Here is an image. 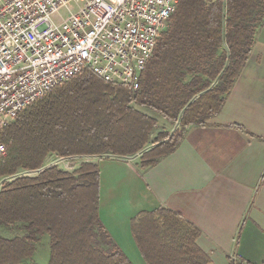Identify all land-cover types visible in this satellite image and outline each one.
<instances>
[{
	"label": "trees",
	"instance_id": "16d2710c",
	"mask_svg": "<svg viewBox=\"0 0 264 264\" xmlns=\"http://www.w3.org/2000/svg\"><path fill=\"white\" fill-rule=\"evenodd\" d=\"M263 21L264 0H180L137 91L88 70L21 111L0 135L8 148L0 158V181L8 178L0 188V264H37L44 234L49 264H133L100 218L99 163L68 169L48 165L49 157L129 156L151 144L141 164H154L176 148L184 126L221 112ZM138 106L179 127L154 134L158 119ZM24 170L38 172L15 176ZM5 227L23 234L5 237ZM132 231L147 264H212L197 244L199 228L169 208L139 212Z\"/></svg>",
	"mask_w": 264,
	"mask_h": 264
},
{
	"label": "crops",
	"instance_id": "0c3cea01",
	"mask_svg": "<svg viewBox=\"0 0 264 264\" xmlns=\"http://www.w3.org/2000/svg\"><path fill=\"white\" fill-rule=\"evenodd\" d=\"M130 156L108 161L99 156L97 162L100 218L133 264L147 262L132 218L160 206L199 228L197 244L212 264H264V21L221 112L204 124L184 126L176 148L154 164L143 166ZM15 228L1 233L23 234ZM48 236L35 242L37 264H49L48 254L45 261L38 254Z\"/></svg>",
	"mask_w": 264,
	"mask_h": 264
},
{
	"label": "built area",
	"instance_id": "2783aa9c",
	"mask_svg": "<svg viewBox=\"0 0 264 264\" xmlns=\"http://www.w3.org/2000/svg\"><path fill=\"white\" fill-rule=\"evenodd\" d=\"M75 1L80 9L58 21L69 0H0V135L29 105L88 70L137 91L180 0ZM7 154L0 138V158Z\"/></svg>",
	"mask_w": 264,
	"mask_h": 264
},
{
	"label": "rangeland",
	"instance_id": "374dc122",
	"mask_svg": "<svg viewBox=\"0 0 264 264\" xmlns=\"http://www.w3.org/2000/svg\"><path fill=\"white\" fill-rule=\"evenodd\" d=\"M81 5L82 4H80L79 2H76L75 0H69L68 5L66 7L61 8L59 14L56 15V20L58 19V21H59V20L67 18L72 12L78 11L80 9ZM169 23H170V20L168 21L164 30L167 29ZM138 108L145 111L146 113L158 118V128H156V130L154 131V134H156V132H158L159 130H166V131L172 133V132H174V130H176L179 127V123L167 122V121H165L166 119L164 120L160 114H158L157 112H155L153 110L147 109L145 107H139V106H138ZM150 146H151V144H148V147L145 149L146 150L150 149L151 148ZM145 149L139 151L138 153H136L130 157L141 159V155L146 151ZM56 157H57L56 155L49 157L47 163L54 160ZM101 157H102L101 159H104L107 161L108 160H120V159H122V157H120L118 155H114V156L113 155H105V156H101ZM99 158H100L99 156L76 157L75 159L66 162L65 165H62V163L60 165L64 166V167H68V168H72V167L76 168L81 163H83L84 161H95V162H97V159H99ZM117 171H122V170H121V168H118ZM37 172H38V170H37ZM104 176H105V174H104ZM130 176H131V173H127L126 177L128 178ZM19 229H21V228H19ZM42 242H43V239L38 246V250H39L38 254L41 255V257H42V259H44V261L46 260V255L48 254L49 260H50V255H51L50 239L47 241H44L43 243Z\"/></svg>",
	"mask_w": 264,
	"mask_h": 264
}]
</instances>
